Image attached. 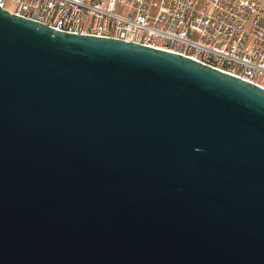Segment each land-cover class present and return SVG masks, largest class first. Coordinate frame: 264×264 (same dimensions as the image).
I'll list each match as a JSON object with an SVG mask.
<instances>
[{
  "label": "water",
  "instance_id": "water-1",
  "mask_svg": "<svg viewBox=\"0 0 264 264\" xmlns=\"http://www.w3.org/2000/svg\"><path fill=\"white\" fill-rule=\"evenodd\" d=\"M0 264H264V89L0 7Z\"/></svg>",
  "mask_w": 264,
  "mask_h": 264
},
{
  "label": "built area",
  "instance_id": "built-area-1",
  "mask_svg": "<svg viewBox=\"0 0 264 264\" xmlns=\"http://www.w3.org/2000/svg\"><path fill=\"white\" fill-rule=\"evenodd\" d=\"M0 7L54 30L180 54L264 89V0H0Z\"/></svg>",
  "mask_w": 264,
  "mask_h": 264
},
{
  "label": "rangeland",
  "instance_id": "rangeland-1",
  "mask_svg": "<svg viewBox=\"0 0 264 264\" xmlns=\"http://www.w3.org/2000/svg\"><path fill=\"white\" fill-rule=\"evenodd\" d=\"M6 8H12V4L8 2V3L6 4Z\"/></svg>",
  "mask_w": 264,
  "mask_h": 264
}]
</instances>
